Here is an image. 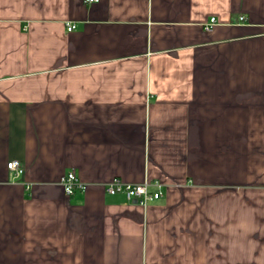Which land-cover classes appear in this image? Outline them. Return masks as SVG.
<instances>
[{
	"label": "crops",
	"instance_id": "obj_1",
	"mask_svg": "<svg viewBox=\"0 0 264 264\" xmlns=\"http://www.w3.org/2000/svg\"><path fill=\"white\" fill-rule=\"evenodd\" d=\"M0 264H264V0H0Z\"/></svg>",
	"mask_w": 264,
	"mask_h": 264
},
{
	"label": "built area",
	"instance_id": "obj_2",
	"mask_svg": "<svg viewBox=\"0 0 264 264\" xmlns=\"http://www.w3.org/2000/svg\"><path fill=\"white\" fill-rule=\"evenodd\" d=\"M99 0H86V3H97ZM244 17H240V22L244 21ZM218 24L216 18H212L204 27L206 32H211ZM68 32L76 30L74 24H70L67 27ZM8 170L13 172L16 176H21L24 170L18 161H12L8 163ZM67 196H72L77 190L84 191L85 185L79 182L74 171H71L64 175L60 181ZM161 185L159 183L146 182L143 184H128L122 180L115 178L106 185V192L110 195L123 194L129 202L136 201L137 204L147 207L151 202L160 200L163 197L161 191L158 190Z\"/></svg>",
	"mask_w": 264,
	"mask_h": 264
},
{
	"label": "water",
	"instance_id": "obj_3",
	"mask_svg": "<svg viewBox=\"0 0 264 264\" xmlns=\"http://www.w3.org/2000/svg\"><path fill=\"white\" fill-rule=\"evenodd\" d=\"M134 203H137L136 201H134Z\"/></svg>",
	"mask_w": 264,
	"mask_h": 264
}]
</instances>
